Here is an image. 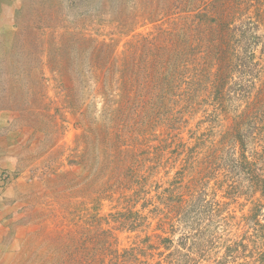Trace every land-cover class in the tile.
I'll return each mask as SVG.
<instances>
[{
  "label": "rangeland",
  "instance_id": "rangeland-1",
  "mask_svg": "<svg viewBox=\"0 0 264 264\" xmlns=\"http://www.w3.org/2000/svg\"><path fill=\"white\" fill-rule=\"evenodd\" d=\"M123 1L17 0L0 32V264H257L264 142L246 140L250 168L227 169L241 154L230 142L207 163L241 101L204 123L200 109L161 103L144 69L157 32L185 31L180 0Z\"/></svg>",
  "mask_w": 264,
  "mask_h": 264
},
{
  "label": "trees",
  "instance_id": "trees-1",
  "mask_svg": "<svg viewBox=\"0 0 264 264\" xmlns=\"http://www.w3.org/2000/svg\"><path fill=\"white\" fill-rule=\"evenodd\" d=\"M55 1L47 0L49 5L55 4ZM171 4L165 7L169 12ZM263 5V0H180L176 14L187 22L185 31L174 32L177 30V21L171 23L169 30L157 32L156 40L160 43L158 51H154L153 60L150 54L147 60L151 58V63L144 69L149 81L147 83H156L158 89L161 87V103L167 101L177 107L186 105L188 113L203 111V123L204 120L214 119L218 113L230 116L227 114L231 108L229 102L241 101L242 106L230 116L231 123L220 132V140H211L203 150L205 160L210 163L227 158L220 155L227 142L240 149L241 154L235 152L223 161L228 163L227 169L250 168L252 164L244 153L246 140H253V145L264 142L261 133L264 132V36L258 34L264 13L260 7ZM28 34L32 35V32L25 33V37ZM100 46L97 45V48L101 49ZM106 46L109 45L105 43ZM258 49H261L259 56ZM99 66L103 65L93 63L94 70L100 71ZM40 79L31 83L39 85ZM170 90L177 92V100H173L174 96L168 98ZM118 98L123 101L127 98V104L132 101L126 86ZM203 106L207 109L202 110ZM125 110L129 111L131 107H125ZM206 131H211V128L202 127L199 136ZM96 138L101 137L97 134ZM197 141L195 143L198 145L203 142ZM117 159V156H111L110 161L119 165ZM131 162L132 166L140 163L137 153L131 156ZM105 164L108 166L107 162ZM118 168L122 173L131 172L129 167L122 168L119 165ZM257 183H261L264 200V182L257 180ZM258 208H264V201L255 210V226L259 225ZM181 214L185 219V215ZM255 233L253 248L248 253L254 255L257 264H264V234L260 229ZM233 248H228L227 253L235 259L237 253Z\"/></svg>",
  "mask_w": 264,
  "mask_h": 264
},
{
  "label": "crops",
  "instance_id": "crops-1",
  "mask_svg": "<svg viewBox=\"0 0 264 264\" xmlns=\"http://www.w3.org/2000/svg\"><path fill=\"white\" fill-rule=\"evenodd\" d=\"M17 0H0V32H3L7 28H10L13 22L14 14L17 12ZM8 147V146H6ZM5 147V148H6ZM4 157H0V169L3 164L7 163V160ZM6 161V162H5ZM7 190V189H6ZM6 190L0 189V198L4 194H8ZM1 206V202H0Z\"/></svg>",
  "mask_w": 264,
  "mask_h": 264
}]
</instances>
